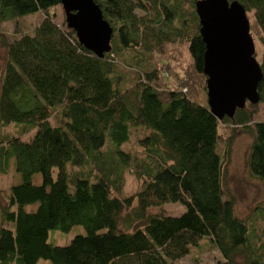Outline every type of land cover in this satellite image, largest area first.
<instances>
[{"label": "trees", "instance_id": "1", "mask_svg": "<svg viewBox=\"0 0 264 264\" xmlns=\"http://www.w3.org/2000/svg\"><path fill=\"white\" fill-rule=\"evenodd\" d=\"M94 1L113 28L102 58L55 21L59 0H0V22L42 15L32 33L4 41L0 124L35 131L26 141L20 134L0 140V168L13 159L21 175L0 205V264H172L204 237L221 255L214 264H264V240L223 196L219 150L237 129L249 133L247 168L264 182V121L254 119L264 104V0H237L251 13L250 34L262 46L259 101L221 119L198 101L206 74L196 0ZM177 42L186 47V63ZM150 59L152 68L136 67ZM118 67L134 74L130 86ZM53 113L56 125L49 121ZM138 128L140 155L122 150ZM68 163L89 170L70 173ZM124 168L141 185L119 198L112 191H121ZM34 173L39 185L31 181ZM34 202L35 210L24 209ZM176 202L185 206L179 215L147 212ZM135 222L141 225L132 228ZM73 225L85 234L65 246L47 241L48 230Z\"/></svg>", "mask_w": 264, "mask_h": 264}, {"label": "rangeland", "instance_id": "2", "mask_svg": "<svg viewBox=\"0 0 264 264\" xmlns=\"http://www.w3.org/2000/svg\"><path fill=\"white\" fill-rule=\"evenodd\" d=\"M56 13V22L61 24L64 22V11L61 4L53 8ZM249 23H252V15L248 13ZM42 15L40 13L27 14L15 19H9L0 22V82L3 72V64L6 57V50L4 41H10L24 33H32L35 26L41 21ZM251 27V25H250ZM255 47V57L258 60L262 52V46L256 37H253ZM175 50L180 53L184 63L189 59L186 47L184 44L177 42ZM126 64L130 65L132 61L128 56L123 60ZM154 61L152 59L138 64L136 67L140 70L152 68ZM117 73L121 77L123 85L130 86L135 76L134 74L125 69L118 67ZM198 101L207 106L206 90H201ZM255 120L264 121V104L259 105L258 112L254 116ZM49 121L51 124H58V119L53 113ZM22 124L9 123L7 125L0 124V140L10 135H19L20 139L26 141L33 135L35 128H31L26 132H21ZM143 134L141 128L132 131L130 140L122 143L120 148L122 150L131 151L140 155L141 149L138 146L137 139ZM108 141V137L106 138ZM252 141V136L244 132L242 129H237L232 139L220 145V153L222 154V169H221V187L224 198H230L234 203L235 214L246 220L247 226L249 225L250 231L256 238L264 240V182L252 177L247 168L246 158L247 153ZM70 164H67V168ZM78 170L88 171V166H70L69 172L73 173ZM90 174L93 175L95 171L90 169ZM55 177V168L52 172ZM124 183L120 192L112 191L114 196L122 198L126 195L136 192L141 181L136 179L133 173L128 168H124ZM31 181L35 185L41 183L40 173H34L31 176ZM21 182V175L17 172L13 165V159H8L3 168H0V205L6 204V196L8 189L11 185ZM135 201L132 207L135 206ZM37 206V202L30 203L24 206L26 211H33ZM263 208V209H262ZM131 210L126 208L123 210L120 221L122 222L123 216ZM185 211V206L181 203H165L161 206L148 208V213H161L164 215L176 216ZM141 222H135L132 226H140ZM131 228V229H132ZM85 229L82 225H73L69 230L62 231L57 228L48 230L47 241L52 245L65 246L68 245L70 240L77 234H85ZM194 259H198L200 264H214L216 260L221 259L220 253L212 245L207 237L200 240L198 246L191 248L190 253L186 256L173 261L172 264H193ZM37 264H49L46 259H39Z\"/></svg>", "mask_w": 264, "mask_h": 264}, {"label": "water", "instance_id": "3", "mask_svg": "<svg viewBox=\"0 0 264 264\" xmlns=\"http://www.w3.org/2000/svg\"><path fill=\"white\" fill-rule=\"evenodd\" d=\"M66 27L97 57L110 51L113 28L94 0H59ZM199 33L205 45L204 73L209 110L218 119L259 101L262 77L245 8L237 0H196Z\"/></svg>", "mask_w": 264, "mask_h": 264}]
</instances>
